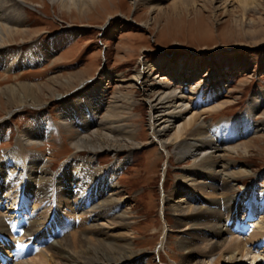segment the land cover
<instances>
[{"label":"bare ground","instance_id":"bare-ground-1","mask_svg":"<svg viewBox=\"0 0 264 264\" xmlns=\"http://www.w3.org/2000/svg\"><path fill=\"white\" fill-rule=\"evenodd\" d=\"M24 1L0 0V70L5 72L40 61L63 47L72 35L71 32H63L50 41L45 50H9L17 38L27 35V30L23 28ZM53 1L64 5L70 3L72 6L76 0ZM86 1L95 3V0ZM237 1L245 13L257 6L253 0ZM197 2L175 0L172 3L173 13L179 14L180 9L185 13L195 12ZM210 2L226 3L225 0ZM195 15L196 22H200L198 19L201 15L198 12ZM143 68L133 77L136 86L143 87L148 79L147 72L149 74L154 67L150 64ZM168 75L176 86L164 83L157 90H148L151 91L148 96V119L150 139L158 143L170 159L172 153L177 162L192 159L189 167L181 168L176 189L163 193L162 197L163 210L172 211L175 217L174 225L170 226L166 221V228L178 231L177 244L183 252L179 264H202L203 261L207 264H242L248 259L250 262L247 264H259L258 258L264 254V188L253 183L246 191L236 189V184L251 177L253 171L232 158L239 154L241 146L228 144L242 135L264 132V120L255 121L252 118L262 106L259 94L255 95L247 112L237 119L233 127L228 123L230 133L226 132L223 138H218L217 131L221 128H215V131L211 129L202 115L215 113L224 107L226 103L205 108L212 97L221 93L222 85H216L213 92L202 100V91L198 86L189 90L187 72L170 70ZM1 78L0 97L6 99L7 107L6 117L0 121V139L6 135V121L13 110L20 111L28 107L39 110L47 103L40 98L44 85L18 78L16 83L2 88V83H6L10 77ZM46 87L50 90L49 86ZM92 93L96 95L97 89ZM51 94L54 99L62 95H56L55 92ZM189 98H193V103H189ZM114 99L116 105H109L101 118L99 114L104 110L102 101L92 103L89 99H80L79 104L67 103L62 107L61 125L72 134L70 143L75 154L64 164L59 174L53 173L41 152L29 149L46 140L52 126L50 119L40 113L18 131V141L22 147L21 151L18 150L19 155L12 152V155L10 153L6 159L0 160V207L7 209V216L0 214V264L140 262L136 259L140 252L135 249L134 240L128 234L131 228L128 209H125V204L119 199V192L114 189V180L129 161L127 158L118 160L117 156L121 152L130 153L131 148L139 144V135L134 126L127 125L125 117L113 114L122 100H127L129 104L127 111L136 102L128 96ZM171 130L172 134L165 140V135ZM102 152L111 154L116 160L107 167L99 166L97 159ZM246 152L247 148L244 150ZM170 162L165 165V169L170 167ZM179 194L181 197L174 201L173 196ZM55 199H62L67 207L72 203L74 214L85 220L72 233L73 241L67 232L69 222L60 220L61 224L58 221L60 225L54 230V235L45 228ZM258 214L259 218L249 224ZM102 219L107 220V223H100ZM16 233L21 235L19 241L13 239ZM6 234L11 236L7 237ZM165 239L161 242L162 247ZM202 241L203 246L200 245ZM12 242L15 243L13 247ZM24 243L26 245L22 246ZM31 244L33 252H36L35 257L30 262L23 261L24 248ZM31 247L26 250L32 252ZM35 247L40 251L37 252Z\"/></svg>","mask_w":264,"mask_h":264},{"label":"rangeland","instance_id":"rangeland-1","mask_svg":"<svg viewBox=\"0 0 264 264\" xmlns=\"http://www.w3.org/2000/svg\"><path fill=\"white\" fill-rule=\"evenodd\" d=\"M174 1L95 0L91 4L86 0H76L72 6L70 3L65 6L53 0H25L22 14L27 35L17 38L9 50H45L49 42L63 32H71V38L63 47L36 63L18 67L12 72L0 70L1 80L10 77L2 83V88L16 83L18 78L41 84L44 86L40 98L47 101L39 110L28 107L12 111L6 121V135L0 139V160L22 150L18 131L24 129L34 116L44 113L52 124L50 133L46 140L29 149L41 152L56 174L75 154L70 143L72 134L61 125L62 107L67 103L79 104L80 99H89L92 103L102 101L104 110L99 114L101 118L108 106L115 104L114 98L128 96L136 102L127 111L129 104L127 100H122L113 114L125 117L127 125L134 126L139 135V144L131 148L130 153L118 154V160L127 158L129 161L114 180V189L119 192V199H122L131 218L128 234L134 240L135 249L140 252L136 257L140 262L136 264L180 263L183 252L177 244L178 231L166 228V221L170 226L174 225L175 217L172 211L163 210L162 197L163 193L176 189L181 168L192 164L191 158L177 162L174 153L170 159L158 143L150 139L148 96L151 91L148 90H157L164 83L174 86L168 75L170 70L187 72L189 90L199 87L202 100L213 92L216 85H222L221 93L212 97L205 108L226 104L220 111L202 115L211 129L221 128L217 131L218 138H223L226 132L230 133L227 127H233L237 119L247 112L256 94H259L262 106L252 118L255 121L264 120V0H253L257 6L248 13L243 11L237 0H225L226 3L198 0L195 12L185 13L180 9L179 14L173 13ZM196 12L201 15L198 23ZM150 64L154 68L149 74L147 72L146 83L143 87L136 86L133 77L144 69V65L147 67ZM96 89L97 94L94 95L92 92ZM52 92L62 95L54 99ZM189 99V103H193V98ZM6 107V99L0 97V121L6 117ZM172 132H167L164 139L167 140ZM228 144L241 146L239 154L232 158L253 171L251 177L236 184V189L246 191L253 183L264 188V132L242 135ZM97 160L99 166L107 167L116 158L102 152ZM169 160L170 167L165 169ZM179 197L180 194L173 196L174 201ZM70 204L67 207L62 199H55L45 228L54 235L60 220L69 222L67 232L73 241L72 233L85 220L74 214V205ZM29 209L33 210L32 207ZM6 211L5 207H0V214L5 215ZM258 216L249 224H253ZM100 223L106 224L107 220L102 219ZM14 235L13 239H21V235ZM164 237L165 245L162 247ZM14 245L12 242V247ZM200 245L203 246L204 242ZM28 247L24 248L23 261L26 262H30L36 254L33 247L32 252L26 250ZM36 250L40 251L39 248ZM247 261L242 264L249 263L250 259ZM257 262L264 264V254Z\"/></svg>","mask_w":264,"mask_h":264}]
</instances>
